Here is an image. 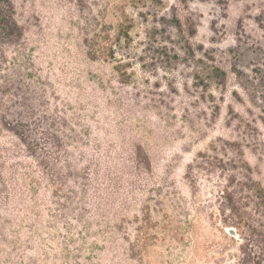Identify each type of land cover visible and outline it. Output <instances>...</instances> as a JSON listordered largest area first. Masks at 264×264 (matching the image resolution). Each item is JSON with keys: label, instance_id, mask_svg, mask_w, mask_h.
I'll return each mask as SVG.
<instances>
[{"label": "rangeland", "instance_id": "rangeland-1", "mask_svg": "<svg viewBox=\"0 0 264 264\" xmlns=\"http://www.w3.org/2000/svg\"><path fill=\"white\" fill-rule=\"evenodd\" d=\"M0 264H264V0H0Z\"/></svg>", "mask_w": 264, "mask_h": 264}, {"label": "trees", "instance_id": "trees-1", "mask_svg": "<svg viewBox=\"0 0 264 264\" xmlns=\"http://www.w3.org/2000/svg\"><path fill=\"white\" fill-rule=\"evenodd\" d=\"M125 35H127V34H125ZM147 240H148V237H147L146 231H143L141 233V235L138 237V239L129 245V247H130L129 251H130L131 255L140 258L139 259L140 261L146 252Z\"/></svg>", "mask_w": 264, "mask_h": 264}, {"label": "water", "instance_id": "water-1", "mask_svg": "<svg viewBox=\"0 0 264 264\" xmlns=\"http://www.w3.org/2000/svg\"><path fill=\"white\" fill-rule=\"evenodd\" d=\"M230 234H232V235H233V234H234V232H233L232 230H230Z\"/></svg>", "mask_w": 264, "mask_h": 264}]
</instances>
